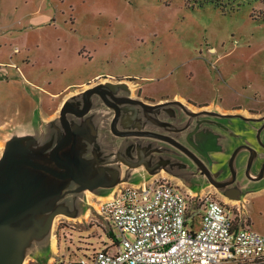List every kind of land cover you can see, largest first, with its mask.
<instances>
[{
  "label": "rangeland",
  "instance_id": "374dc122",
  "mask_svg": "<svg viewBox=\"0 0 264 264\" xmlns=\"http://www.w3.org/2000/svg\"><path fill=\"white\" fill-rule=\"evenodd\" d=\"M14 63L21 73L2 66ZM96 82H123L144 101L174 98L192 108L262 111L264 0H0V105H10L0 108V121H23L25 112L18 115L16 104L38 106L41 92L60 98ZM31 119L50 129L38 114ZM208 188L188 193L192 212L199 195L214 196ZM100 192L107 193H93ZM93 193L86 192L88 213L81 219L54 220L55 229L95 227L82 235L70 232V260L95 246L99 229L110 231L95 211L110 196ZM240 199L228 202L236 224L264 234V189Z\"/></svg>",
  "mask_w": 264,
  "mask_h": 264
},
{
  "label": "water",
  "instance_id": "95a60500",
  "mask_svg": "<svg viewBox=\"0 0 264 264\" xmlns=\"http://www.w3.org/2000/svg\"><path fill=\"white\" fill-rule=\"evenodd\" d=\"M118 88L125 94L118 96ZM176 105L189 116L180 128L157 113L167 106L177 111ZM200 116L208 119L199 120ZM210 117L250 119L206 108L193 111L174 98L158 102L132 98L127 84L104 82L69 97L47 123L50 129L44 136L39 132L12 136L0 158V264H20L30 245L29 235H45L55 216L68 214L66 201L59 202L65 194L95 192L130 179L129 172L120 178L122 166L127 171L142 166L152 174L168 170L174 158L196 162L203 147L211 153L218 135L203 134L207 124L215 123ZM241 148L247 146L238 147L232 158ZM167 152L173 156L167 158ZM207 177L215 187L225 184ZM76 200L77 196L72 198Z\"/></svg>",
  "mask_w": 264,
  "mask_h": 264
},
{
  "label": "built area",
  "instance_id": "2783aa9c",
  "mask_svg": "<svg viewBox=\"0 0 264 264\" xmlns=\"http://www.w3.org/2000/svg\"><path fill=\"white\" fill-rule=\"evenodd\" d=\"M198 199L192 212L190 195L167 180L124 186L95 209L113 248L64 264H264V234L236 224L234 210L217 197Z\"/></svg>",
  "mask_w": 264,
  "mask_h": 264
},
{
  "label": "flooded vegetation",
  "instance_id": "af4514ba",
  "mask_svg": "<svg viewBox=\"0 0 264 264\" xmlns=\"http://www.w3.org/2000/svg\"><path fill=\"white\" fill-rule=\"evenodd\" d=\"M99 84L96 82L87 88ZM125 92L118 88L116 94L122 96ZM130 97L140 98L138 94L130 95ZM184 105L189 107L185 103ZM176 108L178 110L171 118L165 115L162 117L174 121L178 124L176 128H180L189 116L182 107L176 105ZM240 110L239 107L235 108V114H241L250 119L231 117L228 121H223L220 120L222 117H210L216 121V127L221 130L217 133L216 143L212 147L215 150L211 152L212 154L203 147L201 151L205 150L197 154L199 158L196 162L191 158H174L171 167L166 169L168 173L179 178L186 187H196L195 189L210 187L208 193H212L226 204L236 200L234 197L238 196L240 199L245 193L252 192L257 189V186L264 184V109L257 111L247 108L245 110L248 115L242 114ZM207 118V116H200L198 119ZM191 120L194 119L191 118ZM172 135L178 137L175 132ZM243 145L247 148H241L232 158L233 152ZM207 175L217 182L225 183L224 186L215 187Z\"/></svg>",
  "mask_w": 264,
  "mask_h": 264
},
{
  "label": "crops",
  "instance_id": "0c3cea01",
  "mask_svg": "<svg viewBox=\"0 0 264 264\" xmlns=\"http://www.w3.org/2000/svg\"><path fill=\"white\" fill-rule=\"evenodd\" d=\"M2 66L3 67H14L15 70L17 71V73H21V70H22V68L17 67L15 63L10 64L8 66H5V65H2ZM42 93L43 92H41L40 96H39L40 104L38 106H36L37 102H35L36 105L32 104V102L30 104L28 103L27 108H24L23 104L19 105V106H18V104H16L17 108L19 107L18 115L25 112V119L23 118L24 120L20 121L19 123H13L9 119H2L0 121V131L7 132L8 130H25V132H27V134L33 135V134H35V132H39L42 136H44L46 129H43V128L39 129L38 125H36V127L38 128L36 130L35 129L36 127L34 126L31 117L34 114H38V116L41 118L42 122L48 123L50 121H53V119L57 115V111L59 110V108L63 105V103L69 97L74 95V93L71 92V94H69V95L68 94H66L64 96L62 95L60 98H59L57 93L49 94V92H46L45 93V95H47L46 97H44ZM130 95L133 96V94H131V92H130ZM174 97L179 98V99H183L182 97L176 96V95H174ZM47 99H50V101L48 100V102L45 104V100H47ZM154 102H158V101H154ZM9 106L10 105L6 102L4 104H1L0 105L1 112L6 110L7 108H9ZM211 107H214V108H209L210 110L217 111L221 114L236 113V111L232 110L231 108L227 109V108H223L222 106H213L212 104H211ZM190 108L193 111H198V110L202 109L199 106H196V108H192V107H190ZM35 110L37 112H35ZM175 111L176 110L174 107L167 106V107L160 108L159 110H157V113H159V114L162 113L166 117H168L169 115H167V113L170 115H173V112L175 113ZM245 111L246 110H244V109L240 110V112L242 114L248 115L247 112H245ZM166 119H169V118H166ZM211 120L216 122L214 119H211ZM215 124L216 123L207 124L205 129H204L203 134L208 135V136L210 135V137H212V136L215 137L216 133L221 132V130L218 127H216ZM9 139H10L9 137L4 138L2 133H0V147H2V145L5 146L6 142ZM159 145L162 146L163 148H165L170 153H171V151H173V149L170 148V146L167 144H163V143L160 144L159 143ZM2 150H4V148ZM168 152L166 154L167 158L173 156L172 154H170ZM126 172H129L128 174L131 175V178L126 180V181L121 179L119 182L114 184L112 187L106 186L105 189L100 188L102 191H105V192L107 191V193H105V194H102L100 192L97 195V194H95L96 191H95V193H93L92 191L87 190V189H85L84 191L78 192V193L65 194L64 199L61 198L59 200V202L62 200L66 201L63 204H64L65 210H67L68 214H58L57 216H55V218L56 217H63L66 219H71V220L81 219L86 213H88V209L84 208L86 206V202H88V198H87L88 195L86 194V192H92L98 198L102 197L104 195L107 196L108 194L111 197L112 195H114L115 192H117V190H119L120 188H122L124 186H132V185L137 186V185H140L144 182L148 183V182H152V181H156V180H163V179L174 184L175 186H177L179 189H181L186 194H188V193H195L196 194L197 192H203L204 189L208 188V187H204L202 189H195V188L186 187L181 183L179 178H175L173 175L169 174L166 169H159V170L154 171L152 174H148L142 166L134 168V169L129 170V171H127L126 167L122 166V172L120 174V178H124ZM42 177L44 179H48L47 176L46 177L42 176ZM209 189H210V187L207 189V191H209ZM263 189H264V184L259 185V186H257V189L253 190L252 192L245 193L243 196H241V198L243 200H246L245 198L248 195H250V197H251L256 192L263 190ZM76 196L78 197V200L72 201V198L76 197ZM55 218H54V220H55ZM90 219L94 220L95 218H90ZM54 220L52 222V226H51L49 232H47L45 235L39 236L35 232H32L31 233L32 235L30 234L31 236L29 235L27 242L30 245L28 247H26L22 262L20 264H64V262L69 259L68 255L71 252V250L68 247H67L68 250H66V248H65V242L68 241V239H69L68 237H71V235H69L70 232H72L73 235H75V234L77 235V233L79 235H82V234L87 233L91 230L92 231L95 230V227H93V226L91 228L89 227L90 229L88 228L87 230H86V228H82V230L79 232H76L72 229L71 230L67 229L66 227H60L59 228L58 226L55 229L54 228V225H55ZM69 226L74 227V225H71V224H69ZM99 230H100L101 235L100 234H98V236L96 235V241L97 242L95 241L96 244H95V246L93 245L91 250L99 249V248L112 249L113 246H112L111 237L104 234L105 231L103 232V230H101V229H99ZM97 233H99V232H97ZM58 236H61V239L64 240L63 244H62V240L60 243V239L58 238ZM85 238L86 237H84L83 240ZM74 241H76V240H74ZM87 242L89 244L92 243V241H88V240H87ZM71 247L73 248L72 245H71ZM87 252H89V251H86L85 253H87ZM81 255H79V256H81Z\"/></svg>",
  "mask_w": 264,
  "mask_h": 264
},
{
  "label": "trees",
  "instance_id": "16d2710c",
  "mask_svg": "<svg viewBox=\"0 0 264 264\" xmlns=\"http://www.w3.org/2000/svg\"><path fill=\"white\" fill-rule=\"evenodd\" d=\"M108 236L109 237H111V239H113V241L112 242H114L115 243V240H114V236H113V234L110 232V233H108Z\"/></svg>",
  "mask_w": 264,
  "mask_h": 264
},
{
  "label": "bare ground",
  "instance_id": "6f19581e",
  "mask_svg": "<svg viewBox=\"0 0 264 264\" xmlns=\"http://www.w3.org/2000/svg\"><path fill=\"white\" fill-rule=\"evenodd\" d=\"M100 199H102V198H100ZM104 200H106V199L104 198Z\"/></svg>",
  "mask_w": 264,
  "mask_h": 264
}]
</instances>
